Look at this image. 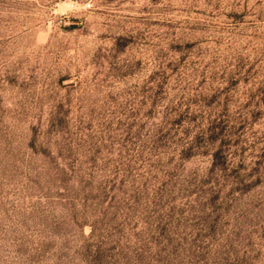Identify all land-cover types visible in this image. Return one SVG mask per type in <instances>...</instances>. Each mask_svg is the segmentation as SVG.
I'll list each match as a JSON object with an SVG mask.
<instances>
[{
  "label": "rangeland",
  "instance_id": "374dc122",
  "mask_svg": "<svg viewBox=\"0 0 264 264\" xmlns=\"http://www.w3.org/2000/svg\"><path fill=\"white\" fill-rule=\"evenodd\" d=\"M0 264H264V0H0Z\"/></svg>",
  "mask_w": 264,
  "mask_h": 264
}]
</instances>
